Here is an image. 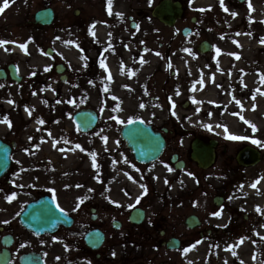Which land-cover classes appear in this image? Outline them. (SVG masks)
<instances>
[{
  "label": "flooded vegetation",
  "instance_id": "1",
  "mask_svg": "<svg viewBox=\"0 0 264 264\" xmlns=\"http://www.w3.org/2000/svg\"><path fill=\"white\" fill-rule=\"evenodd\" d=\"M77 2L67 21L82 31L78 43H73L80 60L76 69L66 61L32 81L23 72L21 58L28 56V50L19 47L21 41L0 46V121H11V126L0 122V144L10 150V168L0 183L3 195L31 197L0 222V264H212L211 254L205 259L194 256L198 249L237 246L247 234L264 229L262 216L252 214L257 209L247 210L243 203L244 197H264L263 136L244 124L247 129L239 130V135L246 139H226L221 129L199 123L185 128L180 115L151 114L145 103L150 102L151 91L158 93L154 102L166 91L162 74L175 58L173 51L164 49L166 41L195 42L187 52L205 61L190 74L192 94H197L198 80L204 93L216 83L213 70L218 57L242 48L243 41L235 40L246 39L264 56V0H224L228 11L220 0H113L112 14L108 0ZM167 2L181 10L172 26L157 15ZM232 12L238 15L233 17ZM9 13L13 15L14 8ZM6 17L4 10L0 25ZM97 26L104 33L87 41V30L93 28L95 33ZM18 27H12L13 34ZM186 30L189 36L183 35ZM83 110L97 117L87 133L74 121ZM130 120L142 121L163 136L166 147L158 162L135 161L122 139ZM103 133L113 146L111 154L119 140L122 150L117 155L124 162L128 158L129 168L135 165L141 179L150 181L156 202L143 197L142 204L129 209L111 199L115 197H43L47 194L35 190L40 173L54 168L67 149ZM97 141L96 153L108 154ZM195 141L206 145L193 149ZM240 158L257 162L248 164ZM127 180L134 181L131 173L127 172ZM154 184L163 187L159 196ZM38 202L41 209L33 212L46 216L42 222L50 225V232L40 234L21 219L26 207ZM217 212L221 214L214 215Z\"/></svg>",
  "mask_w": 264,
  "mask_h": 264
},
{
  "label": "rangeland",
  "instance_id": "2",
  "mask_svg": "<svg viewBox=\"0 0 264 264\" xmlns=\"http://www.w3.org/2000/svg\"><path fill=\"white\" fill-rule=\"evenodd\" d=\"M77 1L78 0H11L10 6L5 9L7 17L4 25H0V40L21 41V44H27L28 52L26 54H28V56H23L21 59L24 65L23 72L27 75L28 79L34 81L35 79L33 76L35 75L46 77V73L50 66L64 64L66 61L69 62V65L75 67V69L79 66L80 60L77 46L73 45V43H78L82 31L77 28H73L71 24L67 23V21L72 19L70 16H72L73 11L78 8ZM3 3L4 0H0V7H3ZM44 7L54 9L56 20L50 27H35L34 15L37 11H39V9ZM13 8L14 14H8L9 10H12ZM14 26H19L17 30L13 29L15 34L12 33V27ZM87 34H90L87 41H94L93 28L91 30H87ZM242 40L243 39L235 41ZM68 42H71V47L69 48L67 47ZM194 45L195 42H191V40L189 42H165L164 49H166V51H173L175 58L171 63L166 65V68L162 74L161 83H164V88L166 90L164 96L162 95V97H160L157 101L155 100L154 102L152 99L154 96H157L158 93L151 91L150 102L148 104L145 103V106H149L151 114H157L158 112L166 113L168 112V109H173L177 114L182 115L183 119H188L191 121V123L196 119L193 113L194 108L191 107L190 104L193 103V101L191 99V89L188 83L190 82V74L192 73L194 66H197L198 69H200L204 65L203 63L205 61L198 59L195 56H192V58L189 53L185 51V49L189 51L191 46L193 48ZM218 46L220 49L221 43H218ZM48 48H51L54 51L52 57H48L45 54V51ZM252 54H254V52H252ZM254 57L257 62V66L264 65V56L261 54V52H257ZM192 60H194V63H192ZM205 60L207 61V59ZM242 68H244V66H242ZM228 71V73L233 74V71L230 72V69H228ZM262 93L261 106L252 110V112H255V114L252 115V122L256 124V128L260 130L258 134L263 136L260 140L264 142V109H261L264 106V89L261 94ZM185 103H188L189 106L185 107ZM204 107L210 108V98L207 99V103L205 102L202 104L203 111ZM233 111L237 112V109H233L232 112ZM207 112L210 113V110ZM205 113L202 112L201 116H204ZM199 123H201V121H199ZM203 123L204 128H212L216 121H204ZM187 125L190 124L187 123ZM220 126L223 129H227V125L224 123L220 124ZM239 129L245 130L247 128L244 129L242 126H239ZM96 137L81 141L80 150L82 152L80 151V159L82 161L79 159L81 163H78L80 166L77 170H75L71 163L66 161L63 154L61 158H57V164L53 165L54 168L40 173L39 178L37 179L38 185L35 190L40 194L49 193L53 197H115L111 199L116 200L117 203H123L125 208L129 209L132 208L130 205L136 206L142 204L143 197H153L151 200L156 202L157 197L155 194H151L154 186L149 185L150 181L147 178L141 179V173L136 171L137 169L135 167L131 169L129 168L128 158V163H125L122 161L121 155H117V152L122 150L119 140V147L114 146L115 150L112 151L111 154L109 147L113 146L108 141L109 138L105 139L106 136H104V133L103 136L100 135ZM97 140L102 141V150L105 149L108 154L99 155L96 153V151L99 149V143ZM92 153L96 154L95 158H93ZM106 155H110L113 157V159L105 158ZM123 157H125L124 154ZM83 160H92L94 165L99 166L98 168L95 166L97 170L93 176L86 167V161L84 162ZM102 161H105L108 166L101 167L100 165ZM63 166H67V169L70 170L73 168V170L70 172V186L81 184L82 187H85L84 191L71 194L63 188L62 183L56 184V179H61V175L59 177L56 175L60 172ZM83 168L86 172V176L82 172ZM112 168H117V170L119 169L123 172L125 171L131 173V175H133L134 181L132 183H130L128 180L126 181L125 177L118 176L119 173L117 172L113 175L110 174L109 170ZM110 177L112 181H110ZM142 185L147 186L146 194ZM154 185L155 189L157 190L156 195L159 196L163 187L157 184ZM148 193H150L149 195L151 196H149ZM243 193L249 195L247 191H243ZM7 197H9V195H3V190L0 183V222L6 218H11L14 210L18 209L20 205L26 203V201L31 198L27 195L21 197L14 196L12 201L9 202ZM137 198H140L139 203H137ZM243 203L247 210H256L259 207L260 211L252 214L254 216L261 215L262 220L264 221V214H262L264 213V197H244ZM154 206L158 207L157 204H154ZM262 225L264 226V222H262ZM197 253L198 254L195 253L194 256L200 258H206L208 254H211L213 259L212 264H264V229L258 228L254 233L250 235L247 234L244 237L243 242L234 248L233 246H220L215 250L200 248L198 249Z\"/></svg>",
  "mask_w": 264,
  "mask_h": 264
},
{
  "label": "bare ground",
  "instance_id": "3",
  "mask_svg": "<svg viewBox=\"0 0 264 264\" xmlns=\"http://www.w3.org/2000/svg\"><path fill=\"white\" fill-rule=\"evenodd\" d=\"M103 33L104 28L101 26H97L95 29V36L99 38ZM242 41L243 45L240 52H237L236 54L222 53V56L218 57V59L216 60L217 62L215 63V68L213 70V76L216 79V83L213 84V86L207 93L203 92L206 89L201 86V81L198 80L196 92L197 94L191 95V99L193 101L192 107L194 108L193 113L196 119L191 123V121H189L188 119H183L182 115L178 114L181 116L179 118V121H183L185 128L191 127L193 124L199 123V121H201V123L199 124L203 127L204 121L212 122V120H215L216 123H218H215V125L213 124L212 128H219L224 131L223 136H225L226 139H228L230 136L240 137L239 126H242L243 124L252 127L254 125L256 129L257 125L252 122V115H254L255 112H252V110L256 107H260L262 104L261 96L263 95V93L261 94V92L264 89V83L261 82V74H264V65L257 66L254 55L257 52L259 53L262 49L258 48L257 46H251L249 41H246V39H243ZM252 52H254V54H252ZM190 56L192 57V55ZM193 61L194 60H192V63H194ZM242 66H244V68H242ZM228 69H230V72L233 71V74L229 73L230 79L226 80L225 76L229 72ZM229 77L227 76V78ZM235 80L237 81L236 86L233 85ZM222 81H224V85ZM227 84L229 85V87L226 86ZM257 89H259L260 91H257ZM253 97H255V99H253ZM208 98H210V108L204 107L203 111L202 104L205 102L207 103ZM237 101H239V103H237ZM233 109H237V112H232ZM261 109L263 110L264 106ZM208 110H210V113L207 112ZM202 112L207 113H205L204 116H201ZM170 113L177 114L173 109L170 111ZM198 118L202 119L199 120ZM218 118H221L223 120ZM187 123H189L190 125H187ZM222 123L227 125V129H223L220 126V124ZM80 153L81 152L79 148H70L67 149L64 153V158L74 166L75 170L79 168L80 165H78V163H81L82 161L80 159ZM79 159L81 161H79ZM83 161L85 162L86 160ZM86 163L85 166L93 176L97 168L94 166L92 160H87ZM100 166H108V164L105 161H102ZM117 168L110 169L109 173L113 175L117 172L119 173L118 176L125 177V179H127V172H123L119 169L117 170ZM72 170L67 169V166H63L60 172L56 175L57 177L61 175V179H56V184L62 183L63 188L71 194L84 191L85 187H82L81 184L70 186V172ZM82 172L86 176L84 168ZM111 177L110 181H112Z\"/></svg>",
  "mask_w": 264,
  "mask_h": 264
},
{
  "label": "water",
  "instance_id": "4",
  "mask_svg": "<svg viewBox=\"0 0 264 264\" xmlns=\"http://www.w3.org/2000/svg\"><path fill=\"white\" fill-rule=\"evenodd\" d=\"M162 10H165L162 14V20L168 25H172L174 22V20L171 18H174L176 14L179 16L181 13L180 11L177 13V9L174 7L170 8L168 4L164 5ZM35 21L37 24L49 26L54 21V13L51 9L40 11L36 14ZM206 46L207 45H203L202 50H208ZM47 55H52V51L48 50ZM75 121L80 130L86 132L94 127L96 118L91 112H81L75 116ZM123 138L127 142L128 147L133 152L135 159L143 164L157 161L165 148V142L163 138L159 134L153 133L150 127L145 126L141 122L130 123L123 131ZM195 145L200 144L195 143L194 146ZM8 157V149H3L0 144V178L3 177L9 169ZM36 209L40 210L41 207L38 208V205L36 204H31L28 206L25 213L22 215V219L30 228L35 229V226H37L36 229L40 231L45 229L48 230V228H50L49 224L42 222L45 216L40 215L41 212H33ZM33 215L36 216L37 225L28 221L26 222V220H28Z\"/></svg>",
  "mask_w": 264,
  "mask_h": 264
},
{
  "label": "snow or ice",
  "instance_id": "5",
  "mask_svg": "<svg viewBox=\"0 0 264 264\" xmlns=\"http://www.w3.org/2000/svg\"><path fill=\"white\" fill-rule=\"evenodd\" d=\"M220 2H221V5L224 6V0H220ZM10 3H11V0H4L3 7H0V13H2L8 6H10ZM112 4H113V0H108V11H109V14H112ZM224 7H225V11H228V8L226 6H224ZM117 15L121 16V18L123 16L122 13H117ZM231 15H233V17H235L238 14L235 13V12H232ZM94 27L95 26L93 25V28ZM94 34L95 33H93V35ZM8 43H10V42L7 41V40H0V46H5ZM261 43H264V40H261ZM19 47H21L22 49L25 50V52H27V44H20ZM5 50H7V49H5ZM185 51H188V50L185 49ZM219 51H220V49L217 48V52H219ZM157 55H159V53H157ZM237 58H239V57H237ZM101 66L102 67H106V65H105V63H104L103 60L101 61ZM261 82L264 83V74H261ZM0 87H3V85H0ZM257 91H260V90L257 89ZM253 99H255V97H253ZM237 103H239V101H237ZM0 122L8 123L9 126H11V121L10 120H4V121H0ZM132 122L133 121H131V120L129 121V123H132ZM39 123L43 124V123H45V121L40 120ZM120 123H124V121L121 120ZM253 129L256 130L254 125H253ZM49 135H51V133H49ZM229 138H231V139H246V137H238V136H230ZM105 139H107V137H105ZM252 142L255 143V144L261 145V142L258 141V140H253ZM261 146H264V145H261ZM76 147L77 148H80L81 146L80 145H76ZM92 155H93V158H95L96 154L95 153H92ZM125 163H128V161L125 160ZM94 166H96L97 168L99 167L98 165H94ZM133 167H135V165H133ZM137 171H139V169H137ZM262 179H264V177H262ZM257 183H259V181H257ZM252 186L253 187H256V184H253ZM142 187L144 188L145 194H146L147 193V186L146 185H142ZM13 198H14V196L7 197V199H8L9 202H11ZM139 199L140 198H137V203H139ZM56 207L60 210V212H62V213L65 212V209H63L62 207H60V205L58 203H57ZM130 207H135V205H130ZM257 211H260L259 207L257 208ZM221 212H222V210H221ZM220 214H221L220 212L214 213V215H217V216L220 215ZM262 214H264V213H262ZM4 223H10V221H4ZM241 242H243V241H241ZM234 247L235 246H233V248ZM113 255H115V253H113Z\"/></svg>",
  "mask_w": 264,
  "mask_h": 264
}]
</instances>
